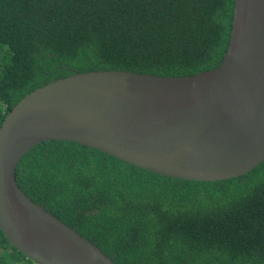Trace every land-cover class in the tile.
I'll return each mask as SVG.
<instances>
[{
	"label": "trees",
	"instance_id": "1",
	"mask_svg": "<svg viewBox=\"0 0 264 264\" xmlns=\"http://www.w3.org/2000/svg\"><path fill=\"white\" fill-rule=\"evenodd\" d=\"M234 0H0V125L72 73L217 67ZM18 186L116 264H264V160L225 180L167 177L73 141L19 160ZM0 264H35L0 230Z\"/></svg>",
	"mask_w": 264,
	"mask_h": 264
},
{
	"label": "water",
	"instance_id": "2",
	"mask_svg": "<svg viewBox=\"0 0 264 264\" xmlns=\"http://www.w3.org/2000/svg\"><path fill=\"white\" fill-rule=\"evenodd\" d=\"M73 141L185 180L248 173L264 160V0H234L220 64L189 76L76 72L21 98L0 125V230L35 264H116L15 179L20 158Z\"/></svg>",
	"mask_w": 264,
	"mask_h": 264
}]
</instances>
